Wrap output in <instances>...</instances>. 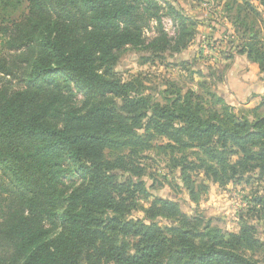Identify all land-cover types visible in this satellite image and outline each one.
<instances>
[{
	"label": "trees",
	"instance_id": "trees-1",
	"mask_svg": "<svg viewBox=\"0 0 264 264\" xmlns=\"http://www.w3.org/2000/svg\"><path fill=\"white\" fill-rule=\"evenodd\" d=\"M212 1L264 88V0ZM26 2V15L3 30L0 56V264H257L245 253L264 249L257 238L264 231V115H236L205 83L202 94L177 92L163 105L132 96L133 81L113 69L126 49L150 58L184 50L195 22L165 0ZM163 18L173 22V36ZM114 99L130 122L143 124L118 116ZM140 127L168 147L198 151L177 165L192 201L191 172L221 187H250L251 216L238 233L224 239L158 198L142 208L144 219H126L136 196L151 198L142 182L117 176L143 175L131 160ZM156 218L174 225L161 228ZM127 237L136 238L131 246Z\"/></svg>",
	"mask_w": 264,
	"mask_h": 264
},
{
	"label": "rangeland",
	"instance_id": "rangeland-1",
	"mask_svg": "<svg viewBox=\"0 0 264 264\" xmlns=\"http://www.w3.org/2000/svg\"><path fill=\"white\" fill-rule=\"evenodd\" d=\"M195 22L193 40L184 50L167 52L158 58H150L143 50L126 49L117 63L114 72L124 82H132L135 91L132 96H144L152 102L164 104L175 93L192 90L202 94L205 83L210 94L219 98L224 104L232 107L238 116L250 120L255 116H263L259 109L263 94L262 76L258 66L249 61L245 55L237 53L232 27L225 20L224 11L212 0H165ZM264 20V9H259ZM27 13L26 0H0V56L5 54L2 48L3 30L12 23L20 21ZM162 25L169 36H173L175 27L168 18H163ZM264 32V24H262ZM154 36L151 28L146 33L149 40ZM16 88V83L12 82ZM78 97L76 100L78 101ZM109 105L116 114L127 118L128 124L136 127L144 120L134 117L121 109L118 100ZM142 143L135 146V154L131 159L141 169L143 175L131 172H117L118 180L129 179L134 183L142 182L146 193L151 197L136 196L133 199L127 220L144 219L142 208H147L152 198L168 200L176 203L179 210L187 216L198 218L203 228L212 231L222 238L238 233L241 220L248 212L250 204V187L243 185L218 186L207 180L202 174L189 173L191 187L197 201H192L189 190L180 176L178 162L182 157L189 161L196 160L200 154L197 150L168 147L167 140L150 138L142 127L136 130ZM132 148V146H130ZM106 152L107 160L127 155L131 148ZM254 222V221H253ZM155 223L161 228L170 227L174 222L164 218H156ZM264 231L259 230L257 238L264 243ZM136 238L127 237L125 242L131 246ZM257 264H264V249L246 252ZM160 264H168L163 258Z\"/></svg>",
	"mask_w": 264,
	"mask_h": 264
}]
</instances>
